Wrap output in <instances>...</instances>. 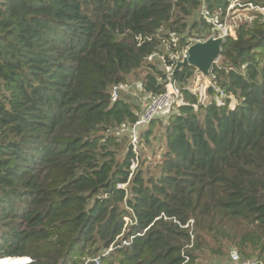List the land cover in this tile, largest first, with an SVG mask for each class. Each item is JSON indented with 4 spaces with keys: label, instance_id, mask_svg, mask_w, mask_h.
Returning <instances> with one entry per match:
<instances>
[{
    "label": "trees",
    "instance_id": "16d2710c",
    "mask_svg": "<svg viewBox=\"0 0 264 264\" xmlns=\"http://www.w3.org/2000/svg\"><path fill=\"white\" fill-rule=\"evenodd\" d=\"M229 3L0 0V262L264 264V23L225 39L208 104L196 69L176 74L180 102L138 130L148 146L163 130L156 168L132 138L137 102L167 92L151 60L167 48L174 68Z\"/></svg>",
    "mask_w": 264,
    "mask_h": 264
},
{
    "label": "built area",
    "instance_id": "2783aa9c",
    "mask_svg": "<svg viewBox=\"0 0 264 264\" xmlns=\"http://www.w3.org/2000/svg\"><path fill=\"white\" fill-rule=\"evenodd\" d=\"M230 5L225 11H217L212 13L206 8L203 9L202 15L203 18L211 25L210 34L207 39L201 40L205 42L210 38H224L235 37L236 31L239 28L241 23L247 22V19L252 23L255 19H258L261 23H264V6L253 3H245L242 0H230ZM237 16H243L246 21L238 20ZM249 23V22H248ZM175 38V37H174ZM174 42L177 41L175 38ZM192 45L195 44V41H191ZM188 50V49H187ZM185 50L180 55H172L171 59L177 64L181 61ZM175 64V66H176ZM175 68V67H174ZM174 68L168 67L167 71H171L167 84V92L161 96L148 98L145 109L143 110L140 119L136 126L132 130L133 144L138 142V130L140 127L150 124L155 118L169 114L171 110L178 104L181 100L180 92L173 87L172 82V73ZM141 89L142 84L136 83L134 85H123L116 86L112 91V101L115 102L120 98L122 92H127L132 89ZM126 242H124V245ZM108 252H106L107 254ZM95 263L100 264V258L95 260ZM231 264H259L254 261H248L243 259L240 255H233L231 258Z\"/></svg>",
    "mask_w": 264,
    "mask_h": 264
},
{
    "label": "rangeland",
    "instance_id": "374dc122",
    "mask_svg": "<svg viewBox=\"0 0 264 264\" xmlns=\"http://www.w3.org/2000/svg\"><path fill=\"white\" fill-rule=\"evenodd\" d=\"M237 19L246 21L243 16H237ZM247 22L250 23V21L248 19H247ZM197 42H201V40H199L198 38L195 39V43H197ZM162 50L164 52L156 55L151 60V62L153 64L157 65L160 69L167 71L164 56L166 55V53H168V49L163 48ZM167 74L170 76L171 71L170 70L167 71ZM212 80L213 79L211 76L210 77H204L202 74H200L198 71H196L195 76L190 80V82L188 84L189 89L193 93L199 94L201 96V100H202L203 104H208L211 101V98L208 96V88L213 84ZM135 83H136L135 78L132 76L130 78V84L134 85ZM176 89L179 91L177 85H176ZM129 93H130V91L122 92L121 95L125 96V95H128ZM137 101H138V99H137ZM137 103L140 105V107L143 111L145 109L146 102L138 101ZM233 103H234L233 106H235L236 102L233 101ZM157 131H159L158 127L156 129V132ZM162 132H163V130H162ZM162 132L160 134L157 133L158 137L152 141L153 144L151 146H148V144H146V143H143L142 145L137 144L135 146V150L138 151V153L140 152V156H142V154H143L144 157L142 156V160L146 159V161H145L146 163L144 165V168H147V167L156 168L157 165L159 164L160 160L162 159V155L165 152V146H164L165 140L162 137V135H163ZM141 151L143 153H141ZM228 261H229V257L227 254L220 259H212V258H204L203 257L201 259V261L199 262V264H228ZM23 263L25 264L24 261H23ZM100 264H102V263L100 262Z\"/></svg>",
    "mask_w": 264,
    "mask_h": 264
},
{
    "label": "water",
    "instance_id": "95a60500",
    "mask_svg": "<svg viewBox=\"0 0 264 264\" xmlns=\"http://www.w3.org/2000/svg\"><path fill=\"white\" fill-rule=\"evenodd\" d=\"M224 42V38H210L205 42H197L190 46L182 60L177 62L174 68L172 73L173 87L176 89V74L186 67H192L204 77H210L214 64L221 58ZM28 259L27 264H31L32 259L29 257Z\"/></svg>",
    "mask_w": 264,
    "mask_h": 264
},
{
    "label": "bare ground",
    "instance_id": "6f19581e",
    "mask_svg": "<svg viewBox=\"0 0 264 264\" xmlns=\"http://www.w3.org/2000/svg\"><path fill=\"white\" fill-rule=\"evenodd\" d=\"M28 261H29V259H25V264H27ZM1 262H0V264H24L23 260H19V259L16 260L14 258H12V259H3Z\"/></svg>",
    "mask_w": 264,
    "mask_h": 264
},
{
    "label": "clouds",
    "instance_id": "9594fccd",
    "mask_svg": "<svg viewBox=\"0 0 264 264\" xmlns=\"http://www.w3.org/2000/svg\"><path fill=\"white\" fill-rule=\"evenodd\" d=\"M2 261V260H1Z\"/></svg>",
    "mask_w": 264,
    "mask_h": 264
}]
</instances>
